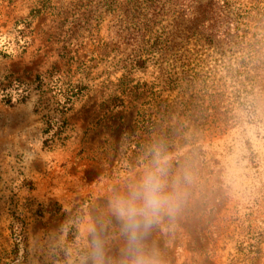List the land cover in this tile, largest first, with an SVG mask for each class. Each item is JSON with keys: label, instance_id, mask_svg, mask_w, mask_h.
Masks as SVG:
<instances>
[{"label": "rangeland", "instance_id": "374dc122", "mask_svg": "<svg viewBox=\"0 0 264 264\" xmlns=\"http://www.w3.org/2000/svg\"><path fill=\"white\" fill-rule=\"evenodd\" d=\"M156 159V264H264V0H0V264H126Z\"/></svg>", "mask_w": 264, "mask_h": 264}, {"label": "clouds", "instance_id": "9594fccd", "mask_svg": "<svg viewBox=\"0 0 264 264\" xmlns=\"http://www.w3.org/2000/svg\"><path fill=\"white\" fill-rule=\"evenodd\" d=\"M167 177V162L156 159L153 167L130 188L127 195L115 201V211L122 221L123 232L129 244V260L126 264H156V261L142 250L140 242L152 223L162 214H171L178 210L183 195L181 179L177 178L169 184ZM189 179L190 176L185 173L183 180ZM93 258L95 264H103L102 244H97Z\"/></svg>", "mask_w": 264, "mask_h": 264}]
</instances>
